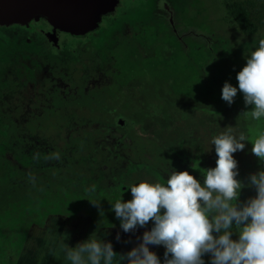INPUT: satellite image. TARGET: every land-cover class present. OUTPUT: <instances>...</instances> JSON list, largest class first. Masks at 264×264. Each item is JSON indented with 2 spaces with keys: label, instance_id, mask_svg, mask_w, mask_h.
Instances as JSON below:
<instances>
[{
  "label": "rangeland",
  "instance_id": "obj_1",
  "mask_svg": "<svg viewBox=\"0 0 264 264\" xmlns=\"http://www.w3.org/2000/svg\"><path fill=\"white\" fill-rule=\"evenodd\" d=\"M235 2L247 7L257 28L253 35H244L230 15L229 8ZM117 30L98 44L90 63L84 65L76 61L82 51L78 55L66 50L57 55L45 53L22 38L18 40L23 32L19 36L7 29L3 32L0 183H15L27 175L34 180L40 169L56 163L81 139L124 132L121 121L82 120L80 109L90 113L101 104L125 114L137 139L133 161L138 170L131 176L133 181L118 175L129 184L159 179L156 171L166 179V171L187 170L177 167L173 152H193L194 141L202 143L205 150H213L211 137L229 126L234 133L244 131L249 140L257 134V127L264 128V119L253 122L242 114L252 106H245L239 91L231 105L220 97L223 82L237 84L235 75L246 62L244 56L264 37V0H148L142 9L124 16ZM116 83L124 84V90L102 91L92 102L78 99V94L98 93L107 84ZM78 85L82 87L77 89ZM244 143L245 148L232 155H252L249 164L237 163L245 185L240 195L245 194L247 200L255 195L254 187L247 186L248 177L260 164L251 152V142ZM127 144L126 148L135 147V141ZM50 174L45 171L39 177L48 179ZM66 192L63 210L56 203L58 199L44 196L38 207L41 211L26 233L20 230L21 214L14 216L12 227L7 229L5 218H0V264H70L60 253L59 242L64 239L70 247L75 246L93 233L110 241L113 251L123 255L151 227V221L143 228L138 226L141 236L130 239L122 233L106 195L93 204L88 199H95L90 196ZM116 194L115 190L108 196L111 201L118 198ZM128 199L131 196L122 198ZM76 213L81 218L71 220ZM118 232L120 239L116 240ZM232 238H236L235 233ZM149 248L154 250L151 245ZM203 259L208 264L207 253Z\"/></svg>",
  "mask_w": 264,
  "mask_h": 264
},
{
  "label": "clouds",
  "instance_id": "obj_2",
  "mask_svg": "<svg viewBox=\"0 0 264 264\" xmlns=\"http://www.w3.org/2000/svg\"><path fill=\"white\" fill-rule=\"evenodd\" d=\"M257 43L236 72L237 84L225 80L220 90L229 105L239 91L245 106H252L242 114L253 122L264 119V37ZM256 132L249 140L244 131L234 133L229 126L213 135L210 144L217 158L214 167L200 169L202 181L187 170L171 169L166 179L129 184L131 199L120 196L111 203L120 229L128 233L149 221L151 227L123 255L94 233L71 247L62 239L60 253L70 264H205L206 253L208 264H264V168L249 175L247 186L254 187L255 195L240 202L245 185L236 178L237 161L232 155L250 141L251 152L264 163V128L257 127ZM115 239H120L119 232ZM149 245H162L163 259Z\"/></svg>",
  "mask_w": 264,
  "mask_h": 264
},
{
  "label": "trees",
  "instance_id": "obj_3",
  "mask_svg": "<svg viewBox=\"0 0 264 264\" xmlns=\"http://www.w3.org/2000/svg\"><path fill=\"white\" fill-rule=\"evenodd\" d=\"M229 12L239 24L244 35L251 36L255 33L257 28L255 24L250 21L246 6L235 2L230 6ZM130 141H135V147L133 148L132 162H128V165L125 167L122 166L121 155L114 152L117 151L114 147L119 145L104 142L99 144V146L97 145L95 152H87L83 155L77 154V152L74 151L63 153L62 157L56 163L48 168L39 170V176L45 171H51L48 179H41L38 176L37 180H31L33 178L27 175L24 180H18V182L15 183V180L9 183H0V218H5V229L9 226L12 227L14 216L19 213L23 216L20 230L26 233L28 230L27 226L36 221L37 213L41 211L38 210V207L41 205L39 203H41V200L47 195H49V197L52 196L51 198L55 200L58 199L56 203H58L61 210H63L65 206L63 202L65 199L63 196L67 193V190H71L73 193L79 194L80 196L81 194L86 197L90 196L98 202L103 201L102 197L104 195L110 197L115 190L117 194L124 195L125 193H123L118 186V181H122L123 178L119 179L118 175L126 172L134 174L136 173L135 171L138 170V166L133 159V157H136L135 148L138 147V142L133 136H131ZM79 142L73 146L81 147L82 145L87 146L88 144H80ZM187 145L189 147V143ZM108 147L112 149V151H110L111 153L108 152ZM193 147L195 150H193V152H191V150L188 153L183 151L173 152L176 161L190 168H193L191 165L195 163L197 165L195 169L198 171H200V169H207L215 166L217 157L214 149L210 151L205 150L203 144H198L197 141H194ZM97 150L99 151L97 152ZM251 156L250 153H246L244 156H234V159L236 161L238 160L237 163L244 162L245 164H249L248 159H250ZM241 157H243V159ZM258 164H260L259 169L264 168V163H261L259 159ZM20 173L23 174V172L19 171V174ZM236 178L240 181L243 180V176L241 175H237ZM110 183H112V185H110ZM126 184L128 183L126 182ZM100 190H102V193H100ZM245 198V194L239 195L238 200L244 202L246 200ZM69 207L71 210L73 209V206L71 207V205H69ZM79 218H81L80 213H76L71 220L77 221Z\"/></svg>",
  "mask_w": 264,
  "mask_h": 264
},
{
  "label": "flooded vegetation",
  "instance_id": "obj_4",
  "mask_svg": "<svg viewBox=\"0 0 264 264\" xmlns=\"http://www.w3.org/2000/svg\"><path fill=\"white\" fill-rule=\"evenodd\" d=\"M147 1L148 0H118V3L116 4L115 8L112 11L106 14H103L100 17V20L98 21L97 26L94 29L87 31L85 33H78V34L72 33L70 31H67L60 27L55 26L54 24L50 23L46 18L41 17L39 19L32 20L28 25H20V24H14L10 26L0 25V39L3 40L4 38L3 32L6 29L10 30L11 35L13 36H19V34L23 32V35L19 36L18 40L19 38H22L25 41V43L29 44L31 47L33 46L34 48H38L45 53H53L54 55H57L58 52H61L63 50L75 51V54L77 55L82 51L83 52L82 55L80 54V56L77 58L76 61H78L79 65L88 64L90 63L94 55V52L96 51V48H98V44L100 45L104 40H106V38L110 37L114 32L118 31L117 30L118 24L122 21V18L124 16H127L129 13H131V11H134L135 9L136 10L142 9L146 5ZM18 40L16 41V43L18 42ZM80 87L82 86L78 85V87L76 88L79 89ZM123 87H124V84L122 83L111 84L109 86L107 84V86L99 90L98 93H94L91 95L89 94L85 95L83 93L78 94V99L82 97L92 102L95 98H97V96L102 91L110 90V89H117V90L122 91L124 90ZM3 89H4V84L0 83V91H3ZM89 103L87 102V103H81V104L87 105ZM94 109L95 110L94 111L92 110L90 113H87V112L85 113L86 110L80 109L79 114L83 112V114L80 116L82 120L90 121L91 120L90 117H95L96 119H99L102 122L111 121V122L119 123V121H121L123 126H125V131L122 132L120 135L106 134L102 137L83 138L80 140L79 143L80 144L88 143L87 146L82 145L81 147L80 146L74 147V148H71V150H69L68 152L74 151V152H77V154H79L78 152H81L84 150L86 151V153L95 152L97 149V145L99 146V144H102L104 142H109L111 144L115 143V144H118L119 146L114 147L117 150L114 152L121 155L122 166L123 167L127 166L128 162L132 160V155L134 151H133V148H126L128 146L127 142L128 141L131 142L130 139H131V136H133L132 132L130 131L129 123L126 118V115L123 113L117 114L116 112H113V110L110 111V109H106V106H104L103 104H101V106H96ZM107 111H109V113ZM92 114H96V115H92ZM67 117H70V116L68 115ZM71 117L75 118L76 116L71 115ZM107 150L108 152L112 151L110 147H108ZM129 150L130 151L132 150V153H130ZM135 150H137V148H135ZM98 151L99 150H97V152ZM177 163H178L177 167L181 169L183 165L179 163V161ZM186 169L190 174L194 176V178H197L202 181L203 175L201 171H198L197 169L190 168V167H186ZM122 174L124 175L123 179L130 178L133 181V178L131 177L133 175L132 173L129 174L128 172H126ZM155 174H157L159 179L162 178L161 175L157 171L155 172ZM37 177L35 178L36 180H37ZM126 182L122 183L121 180L118 181L119 188L122 190L123 193H125L124 195L116 194L115 196H117L118 198L120 196L121 198H123L126 195L131 196L130 189L127 188L129 183L127 182L128 184H126ZM114 185H117V184H114ZM122 185H125V186H122ZM100 193H102V190H100ZM106 197H107V200L110 201V204L114 202V201H111L108 195ZM139 228L137 227L135 231H129L128 233H125L122 231V233L128 238L133 239L135 236H141L140 230H138ZM151 247L152 248L154 247L153 251L157 254L158 258L163 257L164 248L162 245H151Z\"/></svg>",
  "mask_w": 264,
  "mask_h": 264
},
{
  "label": "water",
  "instance_id": "obj_5",
  "mask_svg": "<svg viewBox=\"0 0 264 264\" xmlns=\"http://www.w3.org/2000/svg\"><path fill=\"white\" fill-rule=\"evenodd\" d=\"M118 0H0V25H28L41 17L72 33L94 29Z\"/></svg>",
  "mask_w": 264,
  "mask_h": 264
},
{
  "label": "crops",
  "instance_id": "obj_6",
  "mask_svg": "<svg viewBox=\"0 0 264 264\" xmlns=\"http://www.w3.org/2000/svg\"><path fill=\"white\" fill-rule=\"evenodd\" d=\"M121 264H123V263L121 262Z\"/></svg>",
  "mask_w": 264,
  "mask_h": 264
}]
</instances>
